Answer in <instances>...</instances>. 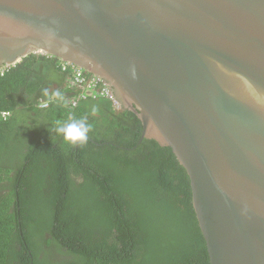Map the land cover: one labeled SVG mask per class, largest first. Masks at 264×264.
Here are the masks:
<instances>
[{
	"label": "water",
	"instance_id": "95a60500",
	"mask_svg": "<svg viewBox=\"0 0 264 264\" xmlns=\"http://www.w3.org/2000/svg\"><path fill=\"white\" fill-rule=\"evenodd\" d=\"M30 54L100 78L137 144L171 149L209 264H264V0H0V70Z\"/></svg>",
	"mask_w": 264,
	"mask_h": 264
},
{
	"label": "trees",
	"instance_id": "16d2710c",
	"mask_svg": "<svg viewBox=\"0 0 264 264\" xmlns=\"http://www.w3.org/2000/svg\"><path fill=\"white\" fill-rule=\"evenodd\" d=\"M69 75L57 58L40 54L0 74V111L9 113L0 116V191L8 188L0 204V264H19L14 249L8 253L14 237L25 242L21 264H209L189 179L171 149L154 140L120 148L136 145L138 118L130 110L115 111L106 98L70 106ZM45 88L60 90L64 101L38 107L47 100ZM82 117L92 125L91 139L74 150L52 129L56 121ZM27 140V163L17 161L22 167L9 176L14 167L5 150H20ZM90 140L119 146L96 147ZM44 181H51L49 193ZM15 198L28 205L22 214L38 212V198L44 205L35 222L19 224L20 232L15 216H5Z\"/></svg>",
	"mask_w": 264,
	"mask_h": 264
},
{
	"label": "flooded vegetation",
	"instance_id": "af4514ba",
	"mask_svg": "<svg viewBox=\"0 0 264 264\" xmlns=\"http://www.w3.org/2000/svg\"><path fill=\"white\" fill-rule=\"evenodd\" d=\"M40 101H47V100H43V99H40L39 100V102ZM49 105V103L47 104V106ZM46 106V107H47ZM38 107H40V105L38 104ZM40 108H42V107H40ZM43 108H45V107H43ZM115 110V109H114ZM121 110H125V109H117V110H115V111H121ZM28 116V115H27ZM26 119V118H25ZM36 119H39V120H37V121H39V122H41V121H43V117H42V114L41 113H38L37 114V118ZM89 134H88V140H89ZM140 137V136H139ZM90 139H91V137H90ZM87 140V141H88ZM92 143L91 144H94L96 147H99V146H105V145H107V143H110V144H114V143H111V142H109V141H99V142H96L95 140H90ZM17 143L18 142H16V145H17ZM27 143H29V140H27V142L25 143V144H23V146H22V148L20 149V150H17L14 146H12V147H10V148H8L7 150H5V153H6V156H8V157H10V159H9V161H8V159H6L7 160V162H8V164L9 165H11V166H13L14 167V170L13 171H11V172H9L8 173V175L9 176H11L12 175V177H16V173H17V171H19L20 170V168L22 167L17 161H19L20 163L23 161L25 164L27 163V161L26 160H23V158H22V156H23V153H26V146L25 145H27ZM142 143V142H141ZM140 143V144H141ZM55 147H57V143H55V144H53ZM114 145H116V146H119V145H117V144H114ZM137 145H139V144H137L136 143V145L135 146H133V149H130V150H134L135 148H136V146ZM120 148H124L125 149V147H123V146H119ZM129 148H132V147H129ZM77 149V145H75L74 146V150H76ZM127 150H129V149H127ZM5 163V162H4ZM7 165V164H6ZM20 165V166H19ZM36 171H38V169L36 170ZM71 176H72V174H71ZM77 177H79V179L81 178V176H78V175H76ZM75 176V177H76ZM8 181V180H7ZM6 181V182H7ZM44 183H46V187L44 186L43 187V190H44V192L46 193H49L50 192V188H51V181H44ZM5 185H7V184H5ZM32 196H33V194H31ZM8 196V188H5V189H2L1 191H0V204L2 203V201L6 198ZM44 197V196H43ZM24 198H26V195H25V197ZM20 199V198H19ZM15 200H16V202L15 203H13V205L11 204V206L7 209V213L5 214V216H7L9 213H12V216L14 217L15 216V228H16V230H18L19 232L20 231H22V227H21V225H19V224H22L23 225V221H25V222H28V220H33V222H35V218L37 217V216H39L40 217V215H41V212L43 211V209L41 208V207H43L44 205H43V203L42 202H40L41 200L38 198L37 199V201H35L34 202V207H35V211L36 210H38V212H35L34 213V215H32V214H30L28 211L26 212V211H24V214H22L21 213V209L22 208H24V210H26V208H27V206L28 205H26V203L25 202H20L19 200H18V198H15ZM51 204V203H50ZM39 206V207H38ZM38 207V208H37ZM111 216V215H110ZM27 217V218H26ZM97 218H98V214H97ZM28 219V220H27ZM21 234V233H20ZM105 235H107V234H102L101 236L102 237H105L106 238V236ZM46 236H48V237H51V235L50 234H47ZM54 237H55V235H53ZM51 239H53V238H51ZM63 240V239H62ZM24 240H23V237H21L20 239L19 238H17V237H14V238H12L11 239V247L8 249V253H10V252H12L13 251V249H14V251L13 252H15V254H16V258H17V262L19 263V264H21V262H22V260L24 259V256H23V254H22V249H23V246H24V243L25 242H23ZM22 242H23V245H22ZM111 242V241H110ZM26 245V244H25ZM128 254V253H127ZM60 257V256H59ZM61 258V257H60Z\"/></svg>",
	"mask_w": 264,
	"mask_h": 264
},
{
	"label": "built area",
	"instance_id": "2783aa9c",
	"mask_svg": "<svg viewBox=\"0 0 264 264\" xmlns=\"http://www.w3.org/2000/svg\"><path fill=\"white\" fill-rule=\"evenodd\" d=\"M61 70L68 71L70 74L68 78V87L70 88V91L67 99L70 106L77 105L78 101L85 98H106L112 103V107L115 110L120 108L109 86L100 78L89 75L82 69L72 65L61 64ZM3 72L4 69H1L0 74H3ZM45 102L46 101H40V107H42ZM0 116L6 118L9 116V113L6 111H0Z\"/></svg>",
	"mask_w": 264,
	"mask_h": 264
},
{
	"label": "clouds",
	"instance_id": "9594fccd",
	"mask_svg": "<svg viewBox=\"0 0 264 264\" xmlns=\"http://www.w3.org/2000/svg\"><path fill=\"white\" fill-rule=\"evenodd\" d=\"M63 50L67 51L68 49L64 48ZM129 75L132 79H136L137 72L135 65L129 66ZM43 96L47 98V101L42 105V107H46L48 103H52L53 101H64V96L58 89L49 93V90L45 88L43 90ZM91 111L95 114L98 109L93 107ZM91 128L92 125L88 123L87 117H82L79 119L70 118L66 122L56 121L52 131L60 136L64 142L75 146L83 145L87 142L88 133Z\"/></svg>",
	"mask_w": 264,
	"mask_h": 264
},
{
	"label": "bare ground",
	"instance_id": "6f19581e",
	"mask_svg": "<svg viewBox=\"0 0 264 264\" xmlns=\"http://www.w3.org/2000/svg\"><path fill=\"white\" fill-rule=\"evenodd\" d=\"M190 193H191V190H190Z\"/></svg>",
	"mask_w": 264,
	"mask_h": 264
}]
</instances>
